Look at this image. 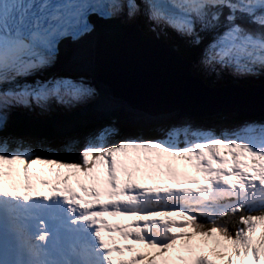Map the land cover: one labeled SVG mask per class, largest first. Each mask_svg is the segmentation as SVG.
Here are the masks:
<instances>
[{
  "label": "snow or ice",
  "instance_id": "obj_1",
  "mask_svg": "<svg viewBox=\"0 0 264 264\" xmlns=\"http://www.w3.org/2000/svg\"><path fill=\"white\" fill-rule=\"evenodd\" d=\"M93 16L170 30L196 70L264 73V0H0V264H264V125L138 115L111 140L74 138V157L6 134L17 109L97 97L50 71Z\"/></svg>",
  "mask_w": 264,
  "mask_h": 264
},
{
  "label": "water",
  "instance_id": "obj_2",
  "mask_svg": "<svg viewBox=\"0 0 264 264\" xmlns=\"http://www.w3.org/2000/svg\"><path fill=\"white\" fill-rule=\"evenodd\" d=\"M93 20L97 23L95 32L79 45L61 48L50 71L87 76L97 89V97L69 113L44 118L14 113L7 128L6 134L13 135L9 137L35 143L44 139L48 144L64 136L57 140V150L72 151L85 113L90 122L115 117L132 126L138 115L150 118L139 122L146 125L173 117L264 118V81L209 84L193 73L188 58L173 46L148 37L133 23L99 17ZM71 132L75 134L67 135Z\"/></svg>",
  "mask_w": 264,
  "mask_h": 264
},
{
  "label": "trees",
  "instance_id": "obj_3",
  "mask_svg": "<svg viewBox=\"0 0 264 264\" xmlns=\"http://www.w3.org/2000/svg\"><path fill=\"white\" fill-rule=\"evenodd\" d=\"M148 24V23H146ZM151 24H149L150 26ZM176 38L174 37V40ZM185 51H189V53L194 54L195 53V49L190 47L189 45H187ZM70 76H79V77H83L86 78L87 80H89V78L87 76L84 75H70ZM226 77V78H225ZM229 77L228 76H223V80H227ZM90 81V80H89ZM258 80L254 81L257 82ZM218 120L220 122H224L226 124L227 127L231 128V125H237L238 123L242 122V121H236L235 117L233 115H229V116H218L216 118H207L206 122H212ZM228 121V122H227ZM228 123V124H227ZM232 123V124H231ZM246 124L248 125H255V126H260V125H264V118H250L248 119L245 123L240 124L241 128H246L244 127ZM132 127V125L130 124H126L120 120H117L116 118H106L100 122H97L95 124H88V126L86 127V132H88V135H92V136H101L103 135L107 140H111L113 138L112 134H111V129H120L122 132H126L128 131L130 128ZM236 131H240L241 129H235ZM218 131V130H216ZM9 136H13V135H9ZM29 142L36 144L35 140H31V139H26ZM42 142H45L44 139H42ZM58 141H51L48 142V144L52 145L55 149H58L59 146L57 145ZM12 147H17V144H12ZM59 155L61 156H66V157H74L77 153L76 151H74L72 153V151L69 150H64L63 148H60V150L58 151Z\"/></svg>",
  "mask_w": 264,
  "mask_h": 264
},
{
  "label": "rangeland",
  "instance_id": "obj_4",
  "mask_svg": "<svg viewBox=\"0 0 264 264\" xmlns=\"http://www.w3.org/2000/svg\"><path fill=\"white\" fill-rule=\"evenodd\" d=\"M53 105H55V106H63L64 108H68V109H70L73 105H62V104H59V103H53L49 108H51ZM76 105V104H75ZM48 108V110H46V111H50V109ZM36 109V112H38V113H43V112H46L45 110H41L40 108H35ZM183 118V117H182ZM174 119H180V118H174ZM186 119H189V118H186ZM191 120V119H190ZM202 120H206V119H202ZM192 121V120H191ZM192 122H194L195 124H198V125H202V126H204V127H206V128H209V129H213V130H215L216 131V129L215 128H218V131H216V132H220L221 130H225V128L223 127V125H221V124H219V123H212L211 122V124L210 125H208V124H204V123H202V122H198V121H192ZM224 124V123H223ZM86 125H84V129L82 130V132H81V134H80V136H79V138H83L85 135H88V132H86ZM236 129V127H235V125H231V128H229V129H227V130H235ZM15 144V143H14ZM74 151H76L75 150V148H73V150H72V153L74 152ZM37 167H42V166H37ZM46 179H52V177L50 176V175H47L46 177H45ZM71 182V181H70ZM75 186H77L75 183H72V187L73 188H75Z\"/></svg>",
  "mask_w": 264,
  "mask_h": 264
},
{
  "label": "bare ground",
  "instance_id": "obj_5",
  "mask_svg": "<svg viewBox=\"0 0 264 264\" xmlns=\"http://www.w3.org/2000/svg\"><path fill=\"white\" fill-rule=\"evenodd\" d=\"M47 175L44 176V178L46 177ZM77 191H79V189L77 187H75Z\"/></svg>",
  "mask_w": 264,
  "mask_h": 264
}]
</instances>
